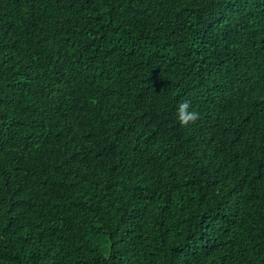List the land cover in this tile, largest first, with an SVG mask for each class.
Wrapping results in <instances>:
<instances>
[{
	"label": "trees",
	"instance_id": "16d2710c",
	"mask_svg": "<svg viewBox=\"0 0 264 264\" xmlns=\"http://www.w3.org/2000/svg\"><path fill=\"white\" fill-rule=\"evenodd\" d=\"M0 264H264V0H0Z\"/></svg>",
	"mask_w": 264,
	"mask_h": 264
},
{
	"label": "clouds",
	"instance_id": "9594fccd",
	"mask_svg": "<svg viewBox=\"0 0 264 264\" xmlns=\"http://www.w3.org/2000/svg\"><path fill=\"white\" fill-rule=\"evenodd\" d=\"M199 118V112L188 101L179 102L176 107V119L180 125H188Z\"/></svg>",
	"mask_w": 264,
	"mask_h": 264
}]
</instances>
